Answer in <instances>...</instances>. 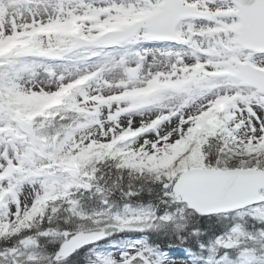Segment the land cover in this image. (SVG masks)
Masks as SVG:
<instances>
[{"label": "snow or ice", "instance_id": "1", "mask_svg": "<svg viewBox=\"0 0 264 264\" xmlns=\"http://www.w3.org/2000/svg\"><path fill=\"white\" fill-rule=\"evenodd\" d=\"M81 261L264 264V0H0V264Z\"/></svg>", "mask_w": 264, "mask_h": 264}, {"label": "trees", "instance_id": "2", "mask_svg": "<svg viewBox=\"0 0 264 264\" xmlns=\"http://www.w3.org/2000/svg\"><path fill=\"white\" fill-rule=\"evenodd\" d=\"M214 226V223H210L208 222L207 220L205 219H201L199 220L198 222L197 221H193L192 222V227H199L201 229H204V228H211ZM211 234V233H210ZM81 264H83V261H81Z\"/></svg>", "mask_w": 264, "mask_h": 264}]
</instances>
